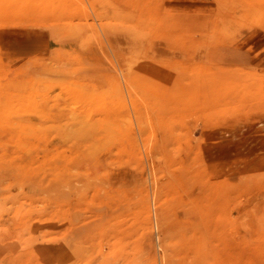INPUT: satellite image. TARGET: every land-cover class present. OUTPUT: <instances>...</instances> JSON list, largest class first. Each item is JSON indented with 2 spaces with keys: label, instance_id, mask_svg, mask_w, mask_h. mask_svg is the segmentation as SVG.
<instances>
[{
  "label": "rangeland",
  "instance_id": "obj_1",
  "mask_svg": "<svg viewBox=\"0 0 264 264\" xmlns=\"http://www.w3.org/2000/svg\"><path fill=\"white\" fill-rule=\"evenodd\" d=\"M3 32L0 264H264V0H0Z\"/></svg>",
  "mask_w": 264,
  "mask_h": 264
},
{
  "label": "crops",
  "instance_id": "obj_2",
  "mask_svg": "<svg viewBox=\"0 0 264 264\" xmlns=\"http://www.w3.org/2000/svg\"><path fill=\"white\" fill-rule=\"evenodd\" d=\"M3 36H2V39L1 40V46H2V52H5V53H11V52H17L19 51V49H17V45L21 44L20 42H18L17 44H11V39L10 37H8V35L6 34V32H3L2 33ZM262 40L261 36H260V41ZM260 47L262 48V43L260 42ZM14 46V47H13ZM13 47V48H12Z\"/></svg>",
  "mask_w": 264,
  "mask_h": 264
}]
</instances>
